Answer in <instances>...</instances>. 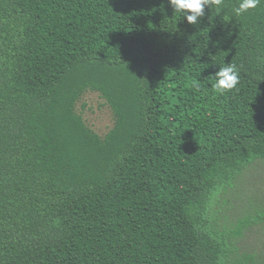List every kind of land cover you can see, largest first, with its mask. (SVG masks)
I'll use <instances>...</instances> for the list:
<instances>
[{"label":"trees","instance_id":"obj_1","mask_svg":"<svg viewBox=\"0 0 264 264\" xmlns=\"http://www.w3.org/2000/svg\"><path fill=\"white\" fill-rule=\"evenodd\" d=\"M237 3L194 26L168 0H0V264H264L217 207L264 160V0Z\"/></svg>","mask_w":264,"mask_h":264},{"label":"rangeland","instance_id":"obj_2","mask_svg":"<svg viewBox=\"0 0 264 264\" xmlns=\"http://www.w3.org/2000/svg\"><path fill=\"white\" fill-rule=\"evenodd\" d=\"M77 108L98 134H104L112 126V113L97 93H85ZM217 207L226 228H234L245 218L251 219L238 238L239 250L264 257V160L244 169L231 187L219 195Z\"/></svg>","mask_w":264,"mask_h":264},{"label":"clouds","instance_id":"obj_3","mask_svg":"<svg viewBox=\"0 0 264 264\" xmlns=\"http://www.w3.org/2000/svg\"><path fill=\"white\" fill-rule=\"evenodd\" d=\"M262 0H238L237 6L233 8V13L240 16L249 9L256 8ZM168 4L186 19L191 25H198L202 17L205 16V8H220L223 0H168ZM239 83V69L235 64L225 63L215 72V83L212 85L217 93H224L232 90ZM190 87L199 92L201 84L198 79L191 81Z\"/></svg>","mask_w":264,"mask_h":264}]
</instances>
